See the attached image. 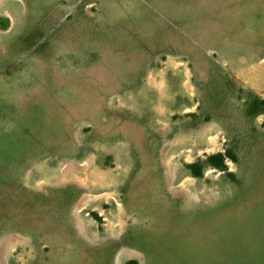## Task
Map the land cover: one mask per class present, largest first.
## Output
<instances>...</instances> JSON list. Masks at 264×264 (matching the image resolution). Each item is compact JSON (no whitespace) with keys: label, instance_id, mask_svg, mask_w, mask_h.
I'll return each mask as SVG.
<instances>
[{"label":"rangeland","instance_id":"374dc122","mask_svg":"<svg viewBox=\"0 0 264 264\" xmlns=\"http://www.w3.org/2000/svg\"><path fill=\"white\" fill-rule=\"evenodd\" d=\"M0 264H264V0H0Z\"/></svg>","mask_w":264,"mask_h":264},{"label":"trees","instance_id":"16d2710c","mask_svg":"<svg viewBox=\"0 0 264 264\" xmlns=\"http://www.w3.org/2000/svg\"><path fill=\"white\" fill-rule=\"evenodd\" d=\"M215 156H218V154H215ZM212 156H210V158H211ZM218 163H220V160H217V161H214L213 162V164H218Z\"/></svg>","mask_w":264,"mask_h":264}]
</instances>
